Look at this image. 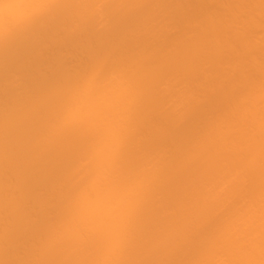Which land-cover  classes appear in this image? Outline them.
<instances>
[{
    "label": "bare ground",
    "instance_id": "6f19581e",
    "mask_svg": "<svg viewBox=\"0 0 264 264\" xmlns=\"http://www.w3.org/2000/svg\"><path fill=\"white\" fill-rule=\"evenodd\" d=\"M90 67L106 72L95 94L77 88ZM262 88L264 0H111L37 15L0 0V264H181L209 227L258 232ZM70 104L84 119L64 126ZM54 221L66 234L51 249Z\"/></svg>",
    "mask_w": 264,
    "mask_h": 264
},
{
    "label": "snow or ice",
    "instance_id": "6c2138e0",
    "mask_svg": "<svg viewBox=\"0 0 264 264\" xmlns=\"http://www.w3.org/2000/svg\"><path fill=\"white\" fill-rule=\"evenodd\" d=\"M15 3L21 9L30 10L33 15L44 14L53 7L67 3H81L93 7L97 10L105 8L111 0H15ZM106 72L103 69L90 67L83 74L77 88L82 93L95 94L101 88ZM262 109H264V88H262ZM84 116L79 108L74 105H68L62 116L61 124L64 126L76 125L83 121ZM261 124L264 129V110L261 113ZM93 145L97 152H103L105 148V138L103 133L93 140ZM86 195L88 199H95L94 192H78L77 198ZM66 229L61 228L55 221L49 229L45 246L55 249L60 245ZM259 247L261 259L257 262L254 260H220L217 255L221 250L229 248H239L243 254L251 255L255 249ZM122 249V243L117 240L111 242L107 246V255H119ZM96 246L92 243L86 244V254L93 255ZM192 251L198 257L197 259L181 262V264H264V194L261 197V208L259 216L258 232L253 230L242 233L241 235H233L229 232H221L216 227H209L200 235L194 238ZM47 264H132V262L122 259H81L69 261H50Z\"/></svg>",
    "mask_w": 264,
    "mask_h": 264
}]
</instances>
